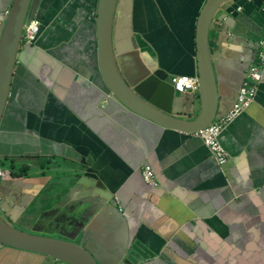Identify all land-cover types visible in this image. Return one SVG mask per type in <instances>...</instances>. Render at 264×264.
Segmentation results:
<instances>
[{"label":"crops","instance_id":"crops-1","mask_svg":"<svg viewBox=\"0 0 264 264\" xmlns=\"http://www.w3.org/2000/svg\"><path fill=\"white\" fill-rule=\"evenodd\" d=\"M13 2L0 0V27ZM32 2V20L40 19V3L47 10L43 31L35 46L19 51L0 127L7 169L20 172L11 159L31 168L27 177L1 185L2 218L19 229L55 222L69 240L81 243L85 236L101 264H264V257L243 252L256 246V224L264 222V86L221 134L229 156L221 168L199 138L135 116L106 89L98 65V0ZM205 2L119 0L113 28L114 54L133 88L190 120L199 115L200 99L174 93L171 80L197 78L195 29ZM237 6L209 40L221 115L245 81L244 68L255 63L252 47L264 23V1ZM146 167L158 188L145 184ZM61 172L73 176L65 186L56 184ZM48 177L55 184L47 189ZM44 260L58 264L0 245V264Z\"/></svg>","mask_w":264,"mask_h":264},{"label":"water","instance_id":"water-1","mask_svg":"<svg viewBox=\"0 0 264 264\" xmlns=\"http://www.w3.org/2000/svg\"><path fill=\"white\" fill-rule=\"evenodd\" d=\"M32 1L14 0L9 15L4 16L1 22L0 127L10 97L12 78L21 47L23 31L32 21L35 8V3ZM242 1L244 0H206L199 13L194 43L200 111L196 119L190 120L174 115L173 112L164 111L156 104L147 102L145 100L146 91L143 88H133V82L125 76L123 68H121V64L114 54L113 28L119 0H98L95 19L98 65L106 89L125 110L157 125L164 131H172L191 137V135L210 127L215 121L225 117L231 111L237 102L243 85L242 83L241 86L234 89L235 95L231 109L221 115L220 95L217 88V68L214 66L209 45L211 31L214 26H220L225 16L234 18V14L239 8L237 5ZM259 41L252 47L255 52V59ZM249 68L250 66L244 68V79ZM172 91L175 93L173 89ZM0 245L51 257L65 264H101L100 256L98 257L85 244V236L83 242L78 244L73 240L66 241L33 235L14 228L1 216ZM133 249L140 254L143 252L136 246H133Z\"/></svg>","mask_w":264,"mask_h":264},{"label":"built area","instance_id":"built-area-1","mask_svg":"<svg viewBox=\"0 0 264 264\" xmlns=\"http://www.w3.org/2000/svg\"><path fill=\"white\" fill-rule=\"evenodd\" d=\"M39 32V23L33 21L24 31L23 40L25 45H31L37 39ZM174 90L180 94L198 92L197 79L187 77H178L172 80ZM264 85V26L262 29L261 40L258 44L256 62L251 66L246 75V80L239 92L236 104L232 110L222 119L216 121L205 130L195 133L194 137L199 138L205 148L210 152L216 163L224 167L228 162V156L219 143V136L228 128V126L241 114L251 108L255 102L259 86ZM7 174L0 164V183L6 178ZM143 180L150 187H156L154 175L149 167L143 172Z\"/></svg>","mask_w":264,"mask_h":264},{"label":"clouds","instance_id":"clouds-1","mask_svg":"<svg viewBox=\"0 0 264 264\" xmlns=\"http://www.w3.org/2000/svg\"><path fill=\"white\" fill-rule=\"evenodd\" d=\"M240 10V9H239ZM10 11V10H9ZM9 11H7L5 14H4V16H8L9 15ZM241 11V10H240ZM263 14H264V9H263ZM4 16H3V19H4ZM33 21H37L38 23H39V28H40V22H39V20H37V19H35V20H32L31 22H30V24L33 22ZM29 24V25H30ZM263 26H264V23H263ZM28 27V26H27ZM27 27H25L24 28V31H25V29L27 28ZM262 29H263V27H262ZM24 31H23V34H24ZM41 31H43V29L41 28V29H39V32H38V35H37V39L40 37L39 35H40V33H41ZM261 34H262V32H261ZM37 39H36V41L34 42V43H32L31 45H25V43H24V40H23V35H22V40H21V47H28V46H35L36 45V42H37ZM260 40H261V37H260ZM260 42V41H259ZM21 47H20V49H21ZM20 51V50H19ZM258 51V50H257ZM256 57H257V55H256ZM255 62H256V59H255ZM255 64V63H254ZM253 64V65H254ZM253 65H251V66H253ZM251 66H250V68H251ZM250 68H249V70H248V72L250 71ZM247 72V73H248ZM247 73H246V75H247ZM246 75H245V80H246ZM175 78H178V77H173L172 78V80L173 79H175ZM188 78V77H187ZM191 79H197V81H198V78H191ZM172 80H171V85H172V87H173V90H174V86H173V84H172ZM245 82V81H244ZM244 84V83H243ZM243 86V85H242ZM261 86H264V85H261ZM261 86H259V88L258 89H260V87ZM199 90V89H198ZM175 91V90H174ZM199 92V91H198ZM198 92L197 93H195V94H192V93H187V94H192V95H198ZM175 93H177V92H175ZM177 94H180V93H177ZM180 95H186V94H180ZM232 110V109H231ZM245 113V112H244ZM224 118V117H223ZM222 119V118H221ZM219 121V120H218ZM216 122V121H215ZM214 122V123H215ZM213 123V124H214ZM212 124V125H213ZM229 127V126H228ZM205 130V129H204ZM225 131V130H224ZM223 131V132H224ZM222 132V133H223ZM221 133V134H222ZM194 135L195 134H193V135H191V137H194ZM221 136V135H220ZM220 136H219V138H220ZM219 143H220V140H219ZM220 145H221V143H220ZM221 147H222V145H221ZM223 148V147H222ZM224 149V148H223ZM208 151V150H207ZM224 151H225V149H224ZM209 152V151H208ZM226 152V151H225ZM209 154H210V152H209ZM227 154V153H226ZM211 155V154H210ZM212 156V155H211ZM227 156H228V154H227ZM214 159V158H213ZM214 161H215V159H214ZM11 162L12 163H16V165L17 166H19L20 167V169H19V173L18 174H14V173H12L11 171H9L8 169H7V167H6V162H5V160L4 159H1L0 158V164L2 165V168H4L3 170L5 171V173L7 174V176H6V178L0 183V186H1V184L2 183H4V182H6V181H8L9 179H11V178H17V179H20V178H24V177H27V175H28V172H29V170H30V168H31V166H20V165H18V161L17 160H14V159H11ZM228 162H229V156H228ZM227 162V163H228ZM215 163H216V161H215ZM217 164V163H216ZM227 165V164H226ZM225 165V166H226ZM224 166V167H225ZM220 167V166H219ZM150 168V167H149ZM222 168V167H221ZM151 169V168H150ZM152 170V169H151ZM153 172V171H152ZM153 175H154V173H153ZM154 181H155V177H154ZM146 184V183H145ZM155 184H156V187H151V188H158L159 187V185H158V183H157V181H155ZM93 185H95V184H93ZM149 186V185H148ZM118 210H119V212H121V209L120 208H118ZM122 213V212H121ZM123 214V213H122ZM1 216V215H0ZM1 218H2V216H1ZM3 219V218H2ZM4 220V219H3ZM7 222V221H6ZM10 224V223H9ZM10 225H12L14 228H16V229H18V230H20V231H23V232H26V233H28L27 231L28 230H25V229H19V228H17V227H15L13 224H10ZM68 232V230H60L59 231V236L58 237H56V239H61V240H69V234H66ZM30 234V233H29ZM43 237V236H42ZM73 241H75V239H73ZM76 242V241H75ZM78 243V242H77ZM79 244V243H78ZM1 246H3V245H1ZM3 247H8V246H3ZM8 248H10V247H8ZM10 249H13V248H10ZM13 250H18V249H13ZM23 251V250H22ZM26 252V251H25ZM30 253V252H29ZM34 254H37V253H34ZM37 255H39V256H44V255H40V254H37ZM44 257H47V256H44ZM47 258H50V259H52V260H54L55 262H57L58 264H65V263H62V262H60V261H57V260H55V259H53V258H51V257H47Z\"/></svg>","mask_w":264,"mask_h":264},{"label":"rangeland","instance_id":"rangeland-1","mask_svg":"<svg viewBox=\"0 0 264 264\" xmlns=\"http://www.w3.org/2000/svg\"><path fill=\"white\" fill-rule=\"evenodd\" d=\"M72 177L73 176H71L70 173L61 172L57 176L56 184L58 186L59 185H64L65 186V185L68 184V182L70 180L69 178H72ZM50 182H51V177H48L47 178V186L50 184ZM53 184H55L54 181L51 182V184L47 187V189ZM60 226L66 227V223H62V225H60ZM15 227L19 228L18 225H16ZM25 230H28L27 232L30 233V234L39 235V236L48 237V238H56V237L59 236V231H58V228H57V224L55 222H52V221L49 222L46 225H40V226L32 228V229L26 228ZM34 255H37V254H34ZM42 257H44V256H42ZM45 258H47V257H45ZM48 262L49 261H46V260L43 261L44 264H47Z\"/></svg>","mask_w":264,"mask_h":264},{"label":"flooded vegetation","instance_id":"flooded-vegetation-1","mask_svg":"<svg viewBox=\"0 0 264 264\" xmlns=\"http://www.w3.org/2000/svg\"><path fill=\"white\" fill-rule=\"evenodd\" d=\"M46 14H47V10L40 3V6L38 7V10H37L36 15H35V17L40 18L39 19V21H40V28L39 29L43 28L42 27L43 26L42 20L46 16ZM259 212L261 214V211H259ZM257 217L260 218V216H257ZM256 225H258V227H259L258 228L259 238H257V240H256L257 241L256 242V246L244 247L243 252L245 254H253V253H256V255H259L261 257H264V222H259Z\"/></svg>","mask_w":264,"mask_h":264}]
</instances>
